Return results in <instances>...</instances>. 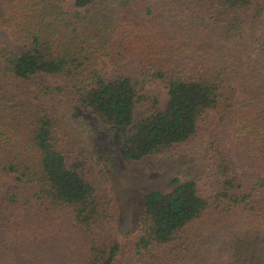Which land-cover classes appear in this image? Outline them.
<instances>
[{
	"label": "trees",
	"instance_id": "1",
	"mask_svg": "<svg viewBox=\"0 0 264 264\" xmlns=\"http://www.w3.org/2000/svg\"><path fill=\"white\" fill-rule=\"evenodd\" d=\"M68 1L0 0L24 43L0 46V264H264V0ZM88 119L127 161L201 166L126 241Z\"/></svg>",
	"mask_w": 264,
	"mask_h": 264
},
{
	"label": "rangeland",
	"instance_id": "2",
	"mask_svg": "<svg viewBox=\"0 0 264 264\" xmlns=\"http://www.w3.org/2000/svg\"><path fill=\"white\" fill-rule=\"evenodd\" d=\"M65 10L74 11V2L69 0ZM0 46L19 53L24 43L16 41L6 28L0 27ZM98 68L107 75L113 73V67L105 61H100ZM36 82L39 85H51V80L46 76H39ZM148 94L158 95L164 105L167 102V90L161 83H156L148 89ZM234 103V109L243 105L237 90ZM87 124L92 153L96 157L95 160L101 163L104 175L115 193L118 232L126 241L134 230L137 216L142 212L144 196L152 191H170L174 178L196 177L201 166L197 159L190 155L146 158L140 162L127 161L122 155L118 137L112 129L104 128L90 119ZM11 183L12 180H4L1 188L4 189Z\"/></svg>",
	"mask_w": 264,
	"mask_h": 264
}]
</instances>
